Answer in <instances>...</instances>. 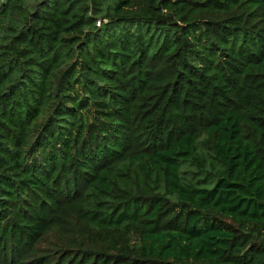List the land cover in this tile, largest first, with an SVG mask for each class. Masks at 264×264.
Returning <instances> with one entry per match:
<instances>
[{
	"label": "trees",
	"instance_id": "trees-1",
	"mask_svg": "<svg viewBox=\"0 0 264 264\" xmlns=\"http://www.w3.org/2000/svg\"><path fill=\"white\" fill-rule=\"evenodd\" d=\"M0 264H264V0H0Z\"/></svg>",
	"mask_w": 264,
	"mask_h": 264
},
{
	"label": "built area",
	"instance_id": "built-area-1",
	"mask_svg": "<svg viewBox=\"0 0 264 264\" xmlns=\"http://www.w3.org/2000/svg\"><path fill=\"white\" fill-rule=\"evenodd\" d=\"M98 24H100V22Z\"/></svg>",
	"mask_w": 264,
	"mask_h": 264
}]
</instances>
